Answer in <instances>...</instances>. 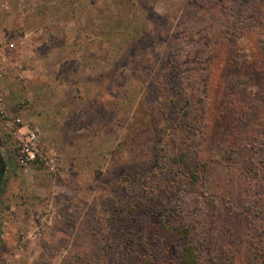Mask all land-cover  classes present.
Here are the masks:
<instances>
[{
    "label": "rangeland",
    "instance_id": "1",
    "mask_svg": "<svg viewBox=\"0 0 264 264\" xmlns=\"http://www.w3.org/2000/svg\"><path fill=\"white\" fill-rule=\"evenodd\" d=\"M184 229L264 264V0H0V264H182Z\"/></svg>",
    "mask_w": 264,
    "mask_h": 264
},
{
    "label": "trees",
    "instance_id": "2",
    "mask_svg": "<svg viewBox=\"0 0 264 264\" xmlns=\"http://www.w3.org/2000/svg\"><path fill=\"white\" fill-rule=\"evenodd\" d=\"M187 115V114H186ZM179 161L184 165L183 167L188 169L189 164L191 163V158L188 156H184V154H181L179 156ZM189 168L188 170H190ZM187 229H184L182 232H180V236L183 239L184 247H183V254H182V264H198V258L196 256V252L192 245L190 244V237L187 233Z\"/></svg>",
    "mask_w": 264,
    "mask_h": 264
},
{
    "label": "built area",
    "instance_id": "3",
    "mask_svg": "<svg viewBox=\"0 0 264 264\" xmlns=\"http://www.w3.org/2000/svg\"><path fill=\"white\" fill-rule=\"evenodd\" d=\"M28 142L31 145L37 144V134H36L35 131L29 132ZM28 154L30 155V152L29 151H28ZM34 157H35L34 155L29 156V160L33 159Z\"/></svg>",
    "mask_w": 264,
    "mask_h": 264
}]
</instances>
